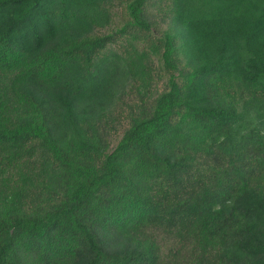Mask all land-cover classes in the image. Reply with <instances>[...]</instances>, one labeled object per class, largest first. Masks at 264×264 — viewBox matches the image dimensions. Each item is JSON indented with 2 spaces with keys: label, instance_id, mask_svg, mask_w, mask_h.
Instances as JSON below:
<instances>
[{
  "label": "trees",
  "instance_id": "obj_1",
  "mask_svg": "<svg viewBox=\"0 0 264 264\" xmlns=\"http://www.w3.org/2000/svg\"><path fill=\"white\" fill-rule=\"evenodd\" d=\"M105 1L0 0V264H264V0Z\"/></svg>",
  "mask_w": 264,
  "mask_h": 264
},
{
  "label": "rangeland",
  "instance_id": "obj_2",
  "mask_svg": "<svg viewBox=\"0 0 264 264\" xmlns=\"http://www.w3.org/2000/svg\"><path fill=\"white\" fill-rule=\"evenodd\" d=\"M125 1L126 0L105 1V3H108L110 5L111 22L107 26L103 27L100 31L107 32L111 29H115L121 26L124 23L125 19L127 18V12L124 6L126 3ZM157 6L155 5L150 8L151 14H156L159 11ZM156 16L159 21L155 27L152 26L151 28L153 35L161 36L165 29L176 30L180 28L179 25L174 24L173 21L169 20L168 17H164V19H161L160 14H156ZM125 41L126 39L124 38V36L118 38L116 42L110 44L107 48H105V53H110L113 51H115L116 53L118 52L119 54L122 53L123 47L121 46V42L123 44H126ZM151 57L155 65H157V67L159 66L160 68V72L156 74L155 81L151 87L153 91L158 92L162 88L168 86V72L163 69V66L161 64L162 62L160 61L158 55H153ZM120 63L123 64L122 61H120ZM121 64L120 67H118L117 70L113 71L110 76V91H112L111 100H113V102L106 108L107 113H105V115H111V118H107L109 121L108 123L111 127L109 147L107 148L108 150H111L116 145L124 128L127 126L128 122L126 117L125 102L136 98V96L133 95L131 91H128L129 83Z\"/></svg>",
  "mask_w": 264,
  "mask_h": 264
}]
</instances>
